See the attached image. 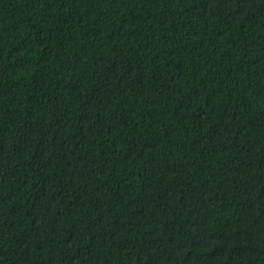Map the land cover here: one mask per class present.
I'll list each match as a JSON object with an SVG mask.
<instances>
[{
  "label": "trees",
  "instance_id": "16d2710c",
  "mask_svg": "<svg viewBox=\"0 0 264 264\" xmlns=\"http://www.w3.org/2000/svg\"><path fill=\"white\" fill-rule=\"evenodd\" d=\"M0 264H264V0H0Z\"/></svg>",
  "mask_w": 264,
  "mask_h": 264
}]
</instances>
